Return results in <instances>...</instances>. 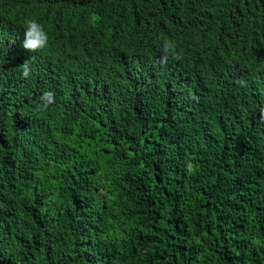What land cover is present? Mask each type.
Returning a JSON list of instances; mask_svg holds the SVG:
<instances>
[{
  "label": "trees",
  "instance_id": "16d2710c",
  "mask_svg": "<svg viewBox=\"0 0 264 264\" xmlns=\"http://www.w3.org/2000/svg\"><path fill=\"white\" fill-rule=\"evenodd\" d=\"M0 264H264V0H0Z\"/></svg>",
  "mask_w": 264,
  "mask_h": 264
},
{
  "label": "clouds",
  "instance_id": "9594fccd",
  "mask_svg": "<svg viewBox=\"0 0 264 264\" xmlns=\"http://www.w3.org/2000/svg\"><path fill=\"white\" fill-rule=\"evenodd\" d=\"M24 30L25 35L22 47L26 51L30 53H37L47 47L49 40L48 34L44 30L43 25L38 23L35 19H26L24 22ZM162 51V64H166L168 62L169 56L177 60L180 58L176 51V44L172 40L165 41ZM34 61L35 57L32 55L31 58L26 59L19 66L22 79H28L31 77L34 72ZM39 101L40 110H46L49 105L55 103V93L52 91H45L40 95Z\"/></svg>",
  "mask_w": 264,
  "mask_h": 264
}]
</instances>
